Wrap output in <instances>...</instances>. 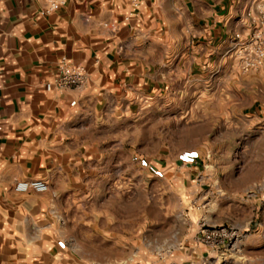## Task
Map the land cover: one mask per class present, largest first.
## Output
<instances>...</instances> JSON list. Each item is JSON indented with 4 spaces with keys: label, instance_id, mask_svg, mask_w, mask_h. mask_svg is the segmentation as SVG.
<instances>
[{
    "label": "crops",
    "instance_id": "crops-1",
    "mask_svg": "<svg viewBox=\"0 0 264 264\" xmlns=\"http://www.w3.org/2000/svg\"><path fill=\"white\" fill-rule=\"evenodd\" d=\"M256 3L141 0L138 15L126 19L130 0H70L50 15L40 13L39 0H0V264H221L219 252L196 238L200 220L223 221L221 203L209 198L177 195L194 227L188 234L176 227L178 211L163 207L158 245L112 241L117 247L104 255L91 254L75 238L101 234L95 227L101 215L87 233L80 226L85 218L77 224L74 211L86 204L88 190L116 183L119 154L132 165L128 142L139 116L157 111L164 123L165 109L178 105L184 87L194 93L196 108L213 107L214 65L225 66L233 39L248 36L247 12ZM64 62L86 69V85L47 90ZM240 98L227 96L221 104ZM200 119L211 122V112ZM160 131L165 126L153 134ZM165 161L157 164L173 168ZM30 179L44 180L48 190H15ZM112 213L106 215L110 235L117 234ZM122 230L133 235L132 218ZM240 246L230 249L239 253Z\"/></svg>",
    "mask_w": 264,
    "mask_h": 264
},
{
    "label": "rangeland",
    "instance_id": "rangeland-1",
    "mask_svg": "<svg viewBox=\"0 0 264 264\" xmlns=\"http://www.w3.org/2000/svg\"><path fill=\"white\" fill-rule=\"evenodd\" d=\"M227 57L222 68L219 62L214 65L212 108H196L194 93L184 87L175 99L178 105L165 109L164 123L157 117V111L150 110L148 117L139 116L135 139L128 142V147L134 150L132 165L128 156L119 154L112 175L116 183L105 186L103 182V186L85 193L86 204L74 211L76 223L77 219L85 218L80 226L91 233L92 218L102 217L95 226L102 227L101 234L75 237L91 254H109V249L117 247L112 241L125 244L132 239L134 245L143 242L158 245L155 240L166 216L163 207L178 211L176 227L188 234L194 227L186 222L184 209L179 206L180 194L209 198L216 205L221 203L223 221L218 225L240 229L239 253L231 249L219 252L221 264H264V68L243 73L236 67L232 50L227 51ZM241 81L245 85L238 93ZM237 95L241 98L234 104L228 107L221 104L225 103L223 98ZM206 112H211V122H201L200 117ZM162 126L164 133L160 131L159 137L155 136L153 130H161ZM147 134L148 139L140 138ZM164 158L173 168L157 164L158 159ZM176 161L181 165L179 169ZM200 180L201 186L197 185ZM110 212L117 217L112 220L116 222L117 234L107 233L106 215ZM131 218L133 235L122 230Z\"/></svg>",
    "mask_w": 264,
    "mask_h": 264
},
{
    "label": "built area",
    "instance_id": "built-area-1",
    "mask_svg": "<svg viewBox=\"0 0 264 264\" xmlns=\"http://www.w3.org/2000/svg\"><path fill=\"white\" fill-rule=\"evenodd\" d=\"M44 3L40 10L42 15H50L59 7L65 5L70 0H39ZM141 0H130L131 10L125 18L130 19L138 15ZM247 15L252 17L253 26L247 37L237 36L232 41L230 50L235 58V64L239 71L248 73L259 70L264 64V0H257L253 14L248 11ZM60 76L53 82H47V90L57 89H80L88 81V73L82 66L62 63L60 66ZM17 191L34 190L44 192L48 190V184L42 179H30L18 181L15 185ZM242 233L236 226L214 225L206 219L199 221V230L196 235L197 240L212 251H224L238 244Z\"/></svg>",
    "mask_w": 264,
    "mask_h": 264
}]
</instances>
